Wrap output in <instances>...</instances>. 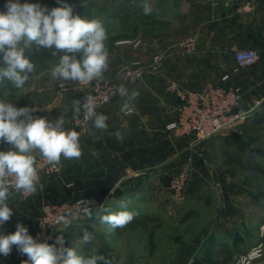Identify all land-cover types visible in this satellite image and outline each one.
Returning <instances> with one entry per match:
<instances>
[{"label": "rangeland", "instance_id": "374dc122", "mask_svg": "<svg viewBox=\"0 0 264 264\" xmlns=\"http://www.w3.org/2000/svg\"><path fill=\"white\" fill-rule=\"evenodd\" d=\"M115 1L32 0L30 3L49 11L67 4L73 8L74 16L101 20L108 32L111 59L107 79L117 85L123 84L129 91H138V99L149 93L144 81L158 77L162 71L161 68L147 70L141 79L134 81L126 78L127 66L132 67L136 59L147 61L151 53L146 45L139 46L140 49L133 46L130 0H122L119 4ZM6 3L7 0H0V11H6ZM64 54L53 55L52 50L37 49L33 45L30 53V59L36 65L33 79L19 93L9 82L0 84V99L7 96L17 108L41 109L33 115L51 121L63 115L65 126L78 131L76 120H72V100L83 101L101 82L77 86L70 81L66 84L67 90L52 84L49 70ZM48 60L42 65V61ZM0 66H3L2 54ZM115 101H121L122 106L124 98L117 94L98 112ZM133 120L139 123L136 117L123 114V124ZM120 123L117 117L107 121L111 132L116 125L121 126ZM91 126L89 121L86 131L81 132L83 155L79 160L62 159L58 172L40 176L43 191L26 199L17 196L29 204V215L20 218L29 235L34 238L45 204L68 202L75 205L90 199L95 201L94 208L112 206L115 210L114 201L130 198V210L138 215L125 228L106 236L99 221H89L81 213L79 218L70 217L63 222L46 243L60 247L56 240L63 237V246L73 247L75 241L82 238L83 230H87L95 239L81 246V253L112 258V264H264V108L258 116L254 115L195 146H190L191 141L187 139L183 144L181 140L184 138L170 133H166L165 141L161 140L162 134L148 137L138 131L123 133L121 166L111 164L114 161L110 159L104 167L85 165L84 149ZM104 137L111 138L105 141L110 147L119 146L114 135L106 133ZM135 137L140 138L136 140ZM137 146L140 161L144 162L142 157L149 159L146 165L131 166L130 154ZM9 149L10 145L0 143V151ZM182 172L186 176L178 189L177 176ZM118 174L123 175V180L115 182ZM153 229L152 249L150 231ZM15 231L16 226L12 225L0 234ZM226 249L230 251L227 253ZM0 259H4L5 264H22L28 257L19 254L13 246L11 254L0 256Z\"/></svg>", "mask_w": 264, "mask_h": 264}, {"label": "clouds", "instance_id": "9594fccd", "mask_svg": "<svg viewBox=\"0 0 264 264\" xmlns=\"http://www.w3.org/2000/svg\"><path fill=\"white\" fill-rule=\"evenodd\" d=\"M143 14L152 11L149 3L143 4ZM6 11H0V54L3 66H0V84L9 82L18 89L25 90L33 79L36 65L30 59L33 45L52 50V54H65L49 70V79L54 85L66 89L68 82L77 86L99 81L107 86L110 81L106 73L110 71L111 59L108 50V32L99 19L85 20L73 15V8L67 4L49 11L39 4L20 3V0H7ZM31 90V89H30ZM113 94L124 98L121 112L125 115L133 111V102L139 96L138 91H129L123 84L114 88ZM97 98L87 94L83 101L72 100V120H78L83 114L84 120L92 122V129L107 132L109 117L97 111ZM47 108V107H46ZM48 109V108H47ZM41 109L17 108L8 101L7 96L0 99V143L10 145L7 151H0V226L10 221L14 214L9 201L16 195L29 196L44 190L39 175L37 156L48 165L59 166L63 160H79L82 155L81 133L67 128L61 115L51 121L45 117L34 116ZM50 110V109H49ZM89 135H95L89 130ZM114 135L123 141L124 134L117 130ZM96 140L102 139L95 136ZM83 216L91 221H99L104 226L105 235L110 236L118 229L125 228L138 215L130 210L132 200L123 198L114 201L112 206L94 208L95 201L82 200ZM73 219L80 213H69ZM58 222L67 221L62 216ZM94 234L83 230L81 239L73 247H64L63 237H57L56 244L38 242L29 235L22 223L16 224L12 234H0V256L8 257L15 246L17 252L26 255L22 264H112V258L103 255L85 256L80 247L93 241ZM79 241V243H78Z\"/></svg>", "mask_w": 264, "mask_h": 264}, {"label": "crops", "instance_id": "0c3cea01", "mask_svg": "<svg viewBox=\"0 0 264 264\" xmlns=\"http://www.w3.org/2000/svg\"><path fill=\"white\" fill-rule=\"evenodd\" d=\"M115 2L119 4L122 0ZM144 3L151 5L152 11L149 15L143 14ZM130 5L131 34L135 43L133 46L140 49L139 46L146 45L148 53H151L146 58L147 61H135L147 65L158 52H164L166 59L161 67L162 73L156 78H147L144 81L150 89L149 93L142 95L137 102L134 101L135 112L126 115L136 117L139 123L135 120L122 123L121 101H115L100 111L109 118L117 117L120 120L121 126L116 125L112 132L138 131L148 137L151 134H162L161 140L165 141L168 133L166 124L173 119L179 105V99L166 90L168 80H174L182 87L190 89L199 88L208 81L234 86L242 93V107L250 110V117L258 116L263 110L264 0H130ZM189 37L195 39L196 46L188 53L177 45ZM243 49H254L258 52L254 64L237 65L235 54ZM49 61H42V65ZM224 74H229L227 80L222 79ZM89 130L94 131L95 135L87 134L85 165L104 167L110 163V159L114 161L111 164L121 166L123 141H118L119 146L110 147L105 141L111 138L104 137V134L112 133L110 127L107 132L96 131L92 126ZM95 136H101L102 139L95 142ZM181 141L184 144L186 139ZM135 148L130 154L131 166L149 163L148 157H142L144 162L140 161L138 146ZM118 176L119 178H114L115 182L123 180L122 174ZM17 196L9 201L14 214L10 221L0 226V232L22 222V215H29V204ZM0 264H5L4 259H0Z\"/></svg>", "mask_w": 264, "mask_h": 264}, {"label": "built area", "instance_id": "2783aa9c", "mask_svg": "<svg viewBox=\"0 0 264 264\" xmlns=\"http://www.w3.org/2000/svg\"><path fill=\"white\" fill-rule=\"evenodd\" d=\"M28 1L30 0H20V3H27ZM195 46V39L192 37L184 39L177 45L178 48L188 53L192 52ZM165 57L164 52H158L147 65L135 62L132 64V67L127 66L126 78L134 81L141 79L147 70H160ZM257 58L258 52L254 49L238 50L235 54L238 66L252 65L257 61ZM228 78L229 74H224L222 77L223 80H227ZM116 86L118 85L112 81L107 86L99 83L89 93L97 98L99 104L97 111L99 108L110 103L117 95L113 94ZM166 90L173 93L179 99V105L176 108L175 116L166 124L165 129L176 137L191 141L190 146H195L207 138L225 132L251 116L250 110L242 107V93L234 86L208 81L199 88L190 89L182 87L174 80H168ZM134 112L133 109L131 113ZM88 123L89 121L86 122L82 114L75 121L78 132H85ZM37 164L40 168V176L59 171V166L53 167L48 165L41 157H37ZM185 176V172L177 176L178 189L181 188ZM29 196L22 197L26 199ZM83 207L84 205L81 202L75 205L68 202L45 204L42 214L38 218L34 239H37L38 242H47L55 234L58 227L63 224V222H58L60 217L63 216L67 220L71 217L68 215L70 212L81 214ZM255 253H253V257ZM248 258L246 257V259Z\"/></svg>", "mask_w": 264, "mask_h": 264}, {"label": "trees", "instance_id": "16d2710c", "mask_svg": "<svg viewBox=\"0 0 264 264\" xmlns=\"http://www.w3.org/2000/svg\"><path fill=\"white\" fill-rule=\"evenodd\" d=\"M110 43V45L112 44L111 42H109ZM139 225H145L144 223H139ZM136 226H138V225H136ZM154 236H155V230L153 229V230H151L150 231V238H151V243H152V249H153V247H154ZM230 251V250H229ZM228 251V249H226V252L228 253L229 252ZM230 259V257L228 258V259H226L225 261H227V260H229Z\"/></svg>", "mask_w": 264, "mask_h": 264}]
</instances>
